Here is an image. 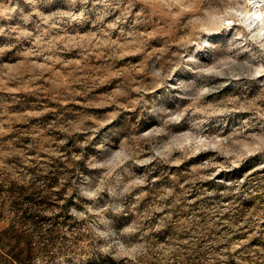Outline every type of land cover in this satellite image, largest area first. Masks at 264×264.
I'll use <instances>...</instances> for the list:
<instances>
[{
    "label": "rangeland",
    "instance_id": "1",
    "mask_svg": "<svg viewBox=\"0 0 264 264\" xmlns=\"http://www.w3.org/2000/svg\"><path fill=\"white\" fill-rule=\"evenodd\" d=\"M254 9L0 0V264H264Z\"/></svg>",
    "mask_w": 264,
    "mask_h": 264
},
{
    "label": "bare ground",
    "instance_id": "2",
    "mask_svg": "<svg viewBox=\"0 0 264 264\" xmlns=\"http://www.w3.org/2000/svg\"><path fill=\"white\" fill-rule=\"evenodd\" d=\"M264 0H252L253 6H254V11L252 12V14H250V19L251 22L254 24V29L256 30V33L254 35L255 38H261L262 35L260 34V32L262 30H264V21L262 20H257L256 14H261L264 15V2H262ZM247 14V12H246ZM249 19V16H248ZM264 40V39H262Z\"/></svg>",
    "mask_w": 264,
    "mask_h": 264
},
{
    "label": "clouds",
    "instance_id": "3",
    "mask_svg": "<svg viewBox=\"0 0 264 264\" xmlns=\"http://www.w3.org/2000/svg\"><path fill=\"white\" fill-rule=\"evenodd\" d=\"M257 20H262L264 21V15H261V14H256V17H255ZM261 35H264V30L261 31L260 33ZM257 75H259V73H257Z\"/></svg>",
    "mask_w": 264,
    "mask_h": 264
}]
</instances>
